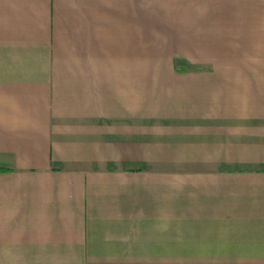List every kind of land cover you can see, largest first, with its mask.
I'll list each match as a JSON object with an SVG mask.
<instances>
[{
  "label": "crops",
  "instance_id": "obj_1",
  "mask_svg": "<svg viewBox=\"0 0 264 264\" xmlns=\"http://www.w3.org/2000/svg\"><path fill=\"white\" fill-rule=\"evenodd\" d=\"M0 264H264V0H0Z\"/></svg>",
  "mask_w": 264,
  "mask_h": 264
},
{
  "label": "rangeland",
  "instance_id": "obj_2",
  "mask_svg": "<svg viewBox=\"0 0 264 264\" xmlns=\"http://www.w3.org/2000/svg\"><path fill=\"white\" fill-rule=\"evenodd\" d=\"M148 60H149V64L150 62H157L158 64L160 63L161 66H166L168 68H170L171 65V38L169 37H148ZM162 48L163 52L166 51V56L162 57L160 56L161 54V49ZM162 52V53H163ZM153 70H155V72L158 73L159 68L158 65L156 64L155 66H153ZM161 77V76H160ZM164 85H158V87L163 88ZM156 88V86H154ZM158 101V100H162L160 99L156 93L153 94H149V103L151 101Z\"/></svg>",
  "mask_w": 264,
  "mask_h": 264
}]
</instances>
